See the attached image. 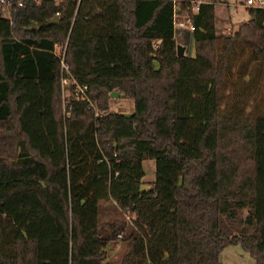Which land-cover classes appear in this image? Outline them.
I'll use <instances>...</instances> for the list:
<instances>
[{
    "label": "trees",
    "instance_id": "1",
    "mask_svg": "<svg viewBox=\"0 0 264 264\" xmlns=\"http://www.w3.org/2000/svg\"><path fill=\"white\" fill-rule=\"evenodd\" d=\"M191 1L0 5V264H112L118 236L117 264H221L227 247L264 264V104L235 114L264 80V6L223 35L215 5L239 6ZM185 15L193 57L176 55Z\"/></svg>",
    "mask_w": 264,
    "mask_h": 264
},
{
    "label": "rangeland",
    "instance_id": "2",
    "mask_svg": "<svg viewBox=\"0 0 264 264\" xmlns=\"http://www.w3.org/2000/svg\"><path fill=\"white\" fill-rule=\"evenodd\" d=\"M218 14L216 17V28L218 33L223 35H229L236 31L239 25L244 22L247 15V7H231L229 5H219L216 7ZM246 58V55L238 57L239 62L241 63ZM238 62H236L235 69H233L232 76L233 81L229 82L226 86V89L222 91L221 94V109L223 112L230 111L231 104V86L235 83L238 74ZM249 68V67H248ZM261 72L264 73V67L260 68ZM238 86V84H237ZM259 86V89L254 92V97L251 101L247 103L244 101H240V106L238 105L237 112L235 114H240L242 117L253 116L257 113L259 108L264 104V80H261L256 87ZM256 89V88H255ZM252 91V88H251ZM110 111L112 113L122 114V115H130L133 112V102L129 99L120 97L117 93H113L111 97ZM143 167L145 170V176L142 181V186L147 189L151 182L154 180V162L153 161H145L143 163ZM113 218L123 220L125 226L130 225V217L127 216L126 213L114 214ZM120 238L117 237V241L112 242L106 248V256L107 262L112 264H117L121 259L122 255L125 252V247L120 242ZM8 245V244H7ZM6 246V245H5ZM7 248V246H6ZM221 264H255L254 260L243 253L239 247H227L220 257Z\"/></svg>",
    "mask_w": 264,
    "mask_h": 264
},
{
    "label": "built area",
    "instance_id": "3",
    "mask_svg": "<svg viewBox=\"0 0 264 264\" xmlns=\"http://www.w3.org/2000/svg\"><path fill=\"white\" fill-rule=\"evenodd\" d=\"M9 0H0V5L3 3H6ZM20 3L22 0H18ZM35 2H39L41 0H34ZM204 0H193L191 1V6H192V11L193 12H198L199 11V5L203 2ZM230 4L233 6H248V7H263L264 6V0H231ZM2 6V5H1ZM56 16H58V13H56ZM190 16L189 15H185L183 17H181L179 20H175L174 21V25L177 26H184L186 24L190 23ZM190 29H192V26H190ZM62 68L64 69V65H62ZM63 84H67L66 81H63ZM77 89H79V93H83V91L85 90V88H79L77 87ZM120 238V236H118Z\"/></svg>",
    "mask_w": 264,
    "mask_h": 264
},
{
    "label": "crops",
    "instance_id": "4",
    "mask_svg": "<svg viewBox=\"0 0 264 264\" xmlns=\"http://www.w3.org/2000/svg\"><path fill=\"white\" fill-rule=\"evenodd\" d=\"M219 5H225V4L224 3H217L215 5L216 14H218V11H217L216 7L219 6ZM177 18H179V16ZM174 39H175L177 45H181V46L184 47V49H185L184 50V55L185 56L193 57L194 49H193V41H192V31H191V29L189 27V24H186L184 26L174 25ZM224 250L221 252V255L224 252ZM221 255H220V257H221Z\"/></svg>",
    "mask_w": 264,
    "mask_h": 264
},
{
    "label": "water",
    "instance_id": "5",
    "mask_svg": "<svg viewBox=\"0 0 264 264\" xmlns=\"http://www.w3.org/2000/svg\"><path fill=\"white\" fill-rule=\"evenodd\" d=\"M57 19V17L55 16L52 20H51V22H53V21H55ZM33 28H35L36 27V25H35V23H33V26H32ZM32 27H30V29H32ZM184 47L183 46H181V45H177V47H176V55L178 56V57H183L184 56ZM141 191H144L145 190V187L144 186H141Z\"/></svg>",
    "mask_w": 264,
    "mask_h": 264
}]
</instances>
